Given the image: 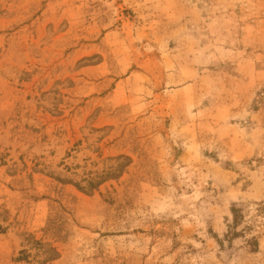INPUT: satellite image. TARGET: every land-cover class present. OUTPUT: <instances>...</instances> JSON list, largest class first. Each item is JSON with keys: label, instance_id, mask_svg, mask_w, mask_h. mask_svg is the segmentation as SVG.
<instances>
[{"label": "rangeland", "instance_id": "obj_1", "mask_svg": "<svg viewBox=\"0 0 264 264\" xmlns=\"http://www.w3.org/2000/svg\"><path fill=\"white\" fill-rule=\"evenodd\" d=\"M0 264H264V0H0Z\"/></svg>", "mask_w": 264, "mask_h": 264}, {"label": "trees", "instance_id": "obj_2", "mask_svg": "<svg viewBox=\"0 0 264 264\" xmlns=\"http://www.w3.org/2000/svg\"><path fill=\"white\" fill-rule=\"evenodd\" d=\"M244 221V213L239 207H236L235 204H232L230 207V218L226 225L227 229L224 233V237L228 240H232L237 237H244L245 242L249 245L252 251L256 250L257 239L255 236L246 238V234L249 233V226H243L241 229H238L239 225Z\"/></svg>", "mask_w": 264, "mask_h": 264}]
</instances>
